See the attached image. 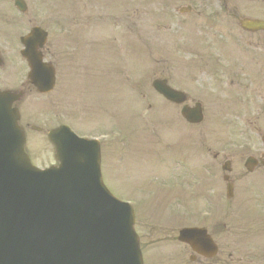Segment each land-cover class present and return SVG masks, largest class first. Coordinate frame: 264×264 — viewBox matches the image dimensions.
I'll return each mask as SVG.
<instances>
[{
    "label": "rangeland",
    "instance_id": "obj_1",
    "mask_svg": "<svg viewBox=\"0 0 264 264\" xmlns=\"http://www.w3.org/2000/svg\"><path fill=\"white\" fill-rule=\"evenodd\" d=\"M254 1L257 3L259 0ZM183 2L184 0H177L172 7L180 6ZM130 3L134 5V8L124 11V7L128 8ZM259 3H263L264 7V0ZM72 4L73 13L69 15L73 20V42L71 45L81 65H84L81 54L83 42L79 36L84 37L81 30L84 23L82 21L87 15L86 9L91 17L99 14L102 19L109 20L105 27L107 44L114 37L119 39L117 44H108L112 49H105V51L112 52L116 56L121 52V60L118 61V65L121 67V73L125 74L127 93L122 92L116 107L111 109V113L118 121H122L124 118L126 120V117L132 118L136 111L137 116L134 121H129L132 133L126 123H123L125 131L134 137H132L134 139L133 149H128L124 153V162L121 160L125 166L113 165L115 154L109 148L104 151V157L107 156L105 163L109 171L105 173L104 182L118 199L134 197L138 203L135 215L141 226L139 227L142 230L141 235L146 233L145 227L148 221L167 215L166 209L169 210L171 202L174 208H179L180 205L184 207L195 205L196 208L192 209L196 210V217L193 218L195 222H197V218L199 219V212L209 213L213 206L212 208L216 210L215 214L212 211L214 219L206 222L205 225L210 228L211 234L219 244L220 251L215 264H264V169L255 175L245 177L243 167L248 156H258L261 152L260 135L264 132V122L259 119L263 118L258 119L256 111L249 113L252 108L240 106L241 96H234L236 100H232L230 105H225L222 110H219L221 105L218 104L222 102L221 98L209 96V99H205L207 110L205 122L200 126H187L180 117L179 108L167 105L163 99L158 97L153 91L151 83L155 78L168 74L167 77L171 76L173 86L185 89L195 100L202 99L199 95L194 94L188 86L185 87L181 84L182 77L180 76H183L186 71L181 67L183 56H180L179 50L185 42L180 43L177 37L181 27L178 22L172 24L169 20H161L166 9L162 0H113L111 2L109 0H72ZM212 6L216 7L213 0ZM115 20L122 24L120 29L115 24ZM187 20L190 22L192 18L187 17ZM183 22H186V19ZM169 25L170 31L162 29ZM227 27L228 24H223L216 29L218 38L222 31L227 30ZM183 30L180 28L183 35H187V37L189 33H194L191 28L185 32ZM191 38L194 40L193 36ZM230 45L234 46L232 41ZM122 56H125L127 61H123ZM99 57L92 55L90 57L91 64H99ZM187 57L191 61L194 60L191 54ZM167 62L170 68L166 72H162ZM112 64L113 60L110 59L103 65H98V68H91V65L87 64L86 69L89 70V75H94L103 69L111 70ZM131 67L133 71L130 70ZM194 67L193 64L190 69ZM91 70L96 72H91ZM74 72L77 71L74 70ZM110 72L106 71L105 74L108 76ZM190 73L204 78V75L197 74L195 71ZM97 82V80L91 81L87 99L91 100L93 91L98 90ZM122 87L124 88L123 85ZM197 90L202 91L198 88ZM80 96L78 93L74 96L71 95L69 100L62 97L63 102H66L62 107L67 108V112L65 111L67 114L69 106L75 112L81 109ZM54 101L55 98L51 97L40 98L33 95L27 97L20 108L25 111V114L30 113V116L33 117L29 118L25 115L22 123L42 127L45 131L50 129L54 122ZM23 104L25 108H23ZM91 104L88 107H91ZM101 104L109 106L108 103ZM127 105L131 106L128 110L133 111L134 109L133 114L127 110ZM215 106L218 107V110ZM29 108L32 109L30 112ZM59 108L61 109L58 104L57 112ZM71 115L73 114L71 113ZM90 117L94 120H104L102 117H105V123H97L94 129H92L91 123L84 120L75 122V124L81 130H93V132L101 130V126H99L101 124L104 126L111 124L108 120L109 117L98 111L96 114H91ZM27 131V136L29 135L27 151L31 158L34 156L37 165L51 164L52 147L47 143L43 148L46 141L40 137L42 134L37 136L39 134L34 133L37 135H33L32 131ZM196 147L205 152L209 151L211 156L218 152L224 157L225 155L232 157L235 152L240 151L238 160L233 164L235 170H233L232 178L236 182L233 201L227 202L225 199V184L222 180L224 174L221 168L225 161L219 158L217 165L214 164L210 167L203 160L201 150ZM165 148L167 149L163 150ZM42 150L43 152L40 153ZM154 150L159 154L155 156ZM163 155L165 156L162 164L157 165L155 161ZM174 157L181 158L183 162L181 167L175 162L171 165ZM208 158L212 159V157ZM184 166L185 168H182ZM116 168L118 174L115 173ZM241 177L245 178L241 179ZM180 181H182L181 194H179L180 188L178 189L176 186ZM199 183L201 185L196 191L197 187L194 189V185ZM165 184L170 186H165ZM193 189L194 192L191 194ZM206 191L207 194H210L207 195ZM183 196L186 197V203L184 200L180 202V197L183 198ZM195 197L198 200H192ZM206 198H209L211 202L213 200L214 205H209L204 200ZM215 202H219L218 207ZM228 210L233 213H227ZM202 213L201 218H203Z\"/></svg>",
    "mask_w": 264,
    "mask_h": 264
},
{
    "label": "water",
    "instance_id": "obj_2",
    "mask_svg": "<svg viewBox=\"0 0 264 264\" xmlns=\"http://www.w3.org/2000/svg\"><path fill=\"white\" fill-rule=\"evenodd\" d=\"M252 24L255 25L254 27L264 28V23L254 22L250 25ZM156 88L173 102L179 101L180 95L164 88L162 84L156 83ZM10 112L8 106H5V118L11 120L10 131H13L16 128V112ZM194 112L195 115L186 112L184 115L190 122H199L200 113L198 110ZM1 127L0 122V131ZM27 168L29 167L26 165H17L13 170L15 172L13 180L17 183L9 188V191L6 189L0 194V213H5V243H16L13 252L14 261L19 260L21 244L35 239V233L24 235L17 233L14 227H18V222L7 220V216L13 211L18 217L23 216L30 209L47 232L66 233L67 230L88 223H92L98 229L103 222H118L119 229L117 234L106 235L105 231L96 230L93 226L86 227L82 237L74 235L75 239L58 241L54 246L45 243L36 247L17 264H61L63 256L69 253H74L71 264H141L138 241L133 235L131 223L129 226V218L126 214L122 216L113 204L93 197L91 184L94 179L85 180L71 174H63V176L56 173L37 174L31 173ZM74 170L76 169L71 173ZM76 184H80L81 187L78 188ZM4 193L5 195L2 196ZM91 198L95 201L94 207L83 206L84 202ZM77 203L78 208H74L73 205ZM65 209L68 215L73 216L67 225L65 221L63 223L56 217V214H63ZM112 214L115 215L116 221L112 219Z\"/></svg>",
    "mask_w": 264,
    "mask_h": 264
},
{
    "label": "flooded vegetation",
    "instance_id": "obj_3",
    "mask_svg": "<svg viewBox=\"0 0 264 264\" xmlns=\"http://www.w3.org/2000/svg\"><path fill=\"white\" fill-rule=\"evenodd\" d=\"M250 1L252 0H217L218 10L220 11V13L219 14L216 13V17L217 16L229 17L232 20L230 24L236 23V25H238L240 24V21L243 18V14L240 11V9H245L249 5ZM229 11L231 13H229ZM205 28H208L207 30L209 32V37H211L212 34L210 32L213 28L208 26ZM205 28L201 29V34L205 32ZM225 35L228 37L227 34ZM237 36L239 39L240 38L244 39L248 37L257 39L256 42L253 44L255 52L251 56H248V60L252 65V70H253L252 76L246 72L243 73V76H245V81L249 80V85L262 84L261 94H259V96L264 101V34L261 35L260 33H248L244 30H241V32H239ZM245 40L247 41V39ZM219 51H220L219 48L213 47V44L207 47L206 44L202 42L200 47V53L203 54V56L201 57L202 62L208 65L212 60L210 55L212 53H216ZM0 54L2 55L4 60V65L0 69L1 71L5 69V35L3 36V39L0 40ZM2 78L5 79V76H3ZM0 82H5V81L0 80ZM246 89H248V87H246ZM261 111L262 112L260 113V115H264V106ZM147 240L148 243H150L151 245L176 242L174 237L171 234H169L168 231L164 228H161L159 233H156L155 229L152 228V231L147 236ZM179 245L177 246L178 248L175 249L177 252L173 253V255L169 258L168 264H193V262L206 261L200 256L192 254L188 247L181 244ZM159 246H163V245H159ZM187 257H188V262L186 261ZM166 259L167 257H164L162 252H159L158 255H155L151 250L150 258H149L150 264H166L167 263Z\"/></svg>",
    "mask_w": 264,
    "mask_h": 264
}]
</instances>
